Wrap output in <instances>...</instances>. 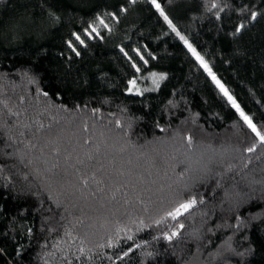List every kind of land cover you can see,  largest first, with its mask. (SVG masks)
I'll return each mask as SVG.
<instances>
[{
    "label": "trees",
    "instance_id": "obj_1",
    "mask_svg": "<svg viewBox=\"0 0 264 264\" xmlns=\"http://www.w3.org/2000/svg\"><path fill=\"white\" fill-rule=\"evenodd\" d=\"M157 2L0 0V264H264V0Z\"/></svg>",
    "mask_w": 264,
    "mask_h": 264
},
{
    "label": "snow or ice",
    "instance_id": "obj_2",
    "mask_svg": "<svg viewBox=\"0 0 264 264\" xmlns=\"http://www.w3.org/2000/svg\"><path fill=\"white\" fill-rule=\"evenodd\" d=\"M151 3L155 6V8L157 9V11L160 12V15L164 17L165 21L168 22L169 27H172V30L175 31V28L172 25V22L169 20L168 16L165 15L164 11L161 9L160 4L157 2V0H151ZM217 5L213 4L212 7L215 8ZM256 17V13H252V18L255 19ZM99 19V23L100 25H103L104 27H107V25L104 23V20L101 18ZM90 29H91V33H96L97 35L98 33V29L96 26L94 25H89ZM243 27V25H241L240 27H238L236 29L237 32H239L241 30V28ZM91 33L86 32V35L89 36V38H91ZM73 35L75 36L76 40L79 41L80 44H83L84 41L81 39L80 35L73 33ZM177 35H179V33H177ZM181 39L183 40L184 38L181 36ZM185 43L187 44V41H185ZM189 47V50L192 51L193 55L196 56V58L201 62L202 66L205 68L206 71L209 72V75H212L211 70L208 68L207 64L204 63L203 59L196 53L195 49L192 48V46L190 44L187 45ZM69 47L72 48L73 51H76L75 47H73L72 43H69ZM121 51H123V49H121ZM77 55H79V52L76 53ZM135 67V65H134ZM155 75V74H153ZM213 80L215 81V83L217 84L218 87H220L221 91L224 93L225 96L228 97V100L232 103L233 107H235L237 109V111L239 112V106L236 105L235 101L233 100V98L228 94L227 90H225L223 88V85L220 84V82L218 80H216V77L214 75H212ZM161 79H163V77H161ZM130 84H135V81H129ZM44 95H47V93H44ZM241 117L244 119V121L248 124V127L251 128V130L253 132H255L257 134V136L260 137V141L262 143H264V135H261L259 132H257L256 127L254 124H252L250 118L246 115H244L243 112H240ZM189 139V143H191V137L188 138ZM249 152L254 151V148H249L248 149ZM85 183H87V180H85ZM195 203V201H189L187 203L181 204L179 208H177L174 212L169 213V215L173 218L176 219V217L178 215H181V209H183L184 211H187L190 207H192V205ZM180 227H183V225H180ZM177 235L176 232H173L171 234L170 237H167L168 239H171L172 237H175Z\"/></svg>",
    "mask_w": 264,
    "mask_h": 264
},
{
    "label": "rangeland",
    "instance_id": "obj_3",
    "mask_svg": "<svg viewBox=\"0 0 264 264\" xmlns=\"http://www.w3.org/2000/svg\"><path fill=\"white\" fill-rule=\"evenodd\" d=\"M91 33V32H90ZM92 35L94 34V35H96V33H91ZM188 49H189V47H187ZM199 63L201 64V62L199 61ZM202 65V64H201ZM137 83V82H136ZM214 83H215V81H214ZM215 85L217 86V84L215 83ZM217 88L220 90V92L224 95V93L221 91V89H220V87H218L217 86ZM224 88V87H223ZM225 89V88H224ZM226 90V89H225ZM131 91H133V92H137V93H141L142 91H143V88L140 86V85H138L137 84V88L135 89V88H133ZM225 96V95H224ZM227 99H228V97L227 96H225ZM230 102V101H229ZM231 103V102H230ZM240 113V112H239ZM241 116V115H240ZM243 119V118H242ZM244 120V119H243Z\"/></svg>",
    "mask_w": 264,
    "mask_h": 264
}]
</instances>
